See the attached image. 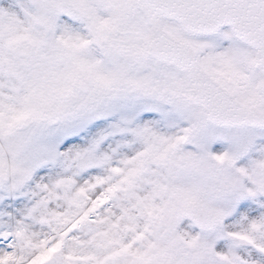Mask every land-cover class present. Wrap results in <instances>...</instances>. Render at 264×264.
<instances>
[{
	"label": "snow or ice",
	"instance_id": "obj_1",
	"mask_svg": "<svg viewBox=\"0 0 264 264\" xmlns=\"http://www.w3.org/2000/svg\"><path fill=\"white\" fill-rule=\"evenodd\" d=\"M0 264H264V0H0Z\"/></svg>",
	"mask_w": 264,
	"mask_h": 264
}]
</instances>
